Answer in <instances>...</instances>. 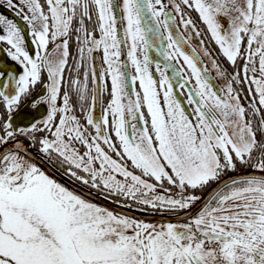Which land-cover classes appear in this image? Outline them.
I'll return each instance as SVG.
<instances>
[{"label":"snow or ice","instance_id":"6c2138e0","mask_svg":"<svg viewBox=\"0 0 264 264\" xmlns=\"http://www.w3.org/2000/svg\"><path fill=\"white\" fill-rule=\"evenodd\" d=\"M6 2L15 7L13 0ZM21 3L27 8L22 18L34 55L25 50L20 27L0 16V43L8 45L7 55L22 69L18 77L0 70V145L14 144L13 151L0 154V264H264V0H181L198 13L228 63L244 62L243 80L238 73L232 76L221 96L197 66V57L186 55L180 41L169 35L172 51L163 53L165 59L182 58L191 72L180 87L195 81L186 97L191 116L174 95L167 69L156 65L159 81L150 71V22L163 23L165 30L169 26L161 0H122L119 6L114 0ZM173 6L187 29L192 20L184 19L176 0ZM193 31L200 35L194 27ZM73 36L75 57L69 46ZM124 46L128 64L121 62ZM97 52H102L106 66L99 74L93 55ZM90 63L91 81L97 87L85 111ZM213 67L226 77L215 60ZM72 68L77 76L84 70L83 81H65V72ZM44 72L47 94L34 99L32 107L46 103V117L15 127L12 113L42 82ZM106 78L111 81L110 101L96 119L93 111ZM234 82L249 85L253 99L247 108ZM73 97L86 126L73 114ZM37 133L44 135L37 139ZM24 140L49 160L68 164L69 175L85 184L91 181L92 187H102L109 195L133 200L144 210L188 209L200 199L189 190L219 180L238 163L253 171L226 182L187 222L157 226L68 191L28 158ZM76 143L86 150L81 153ZM166 185L176 194H157V188L170 193Z\"/></svg>","mask_w":264,"mask_h":264},{"label":"flooded vegetation","instance_id":"af4514ba","mask_svg":"<svg viewBox=\"0 0 264 264\" xmlns=\"http://www.w3.org/2000/svg\"><path fill=\"white\" fill-rule=\"evenodd\" d=\"M122 0H114V3L119 6L121 4ZM162 4L166 6L165 11L169 14V26L168 29L165 30L163 23L156 24V26H153L154 31L148 34V41H149V48L147 49V56L150 63V71L153 74L154 79L159 81L160 74L156 71V65L159 64L161 67V70L166 71V75L169 78V82L173 85L174 89V95L177 97V99L182 103L185 104L184 106L187 114L189 116L192 115V107H190L187 104L186 97L188 95L187 89H189L188 84L185 86V88H181L180 84L183 83L185 80H188L191 76L190 70L187 68V65L184 64V61L182 58L179 57H173L171 60L165 59V56L163 53L165 52H171L172 49L168 48L169 40L168 37L171 35L172 39L175 41H180L179 47L181 50L188 55L187 53H191L189 50H195L196 57H197V66L202 70V74L206 77L208 82L212 85L213 89L217 91V93L221 96H224L226 94L225 88L228 80L231 79L232 76L239 74V78L243 80L244 78V72H243V61L238 60L237 64L233 66L232 64L228 63L226 59L220 54L218 46L215 44V42L211 39L210 33L207 32L206 25H204L201 20L199 19V15L197 12H195L193 9L188 8L187 6L183 5L181 3V0H176V3H180L181 10L183 11L184 19H191L193 24L189 25V27L186 29L183 24H181V16L176 12L174 6H173V0H161ZM41 3H44V0H41ZM13 4L15 7H11L7 4L6 0H0V16H4L5 18L12 20L15 24H17L22 34L25 38L24 48L25 50L29 51L30 54H35V45L32 44V37L30 35V30L28 29L26 23L24 22L22 16L27 13V8L25 5L21 3V0H13ZM46 7V4H45ZM117 12L120 16H122V13L119 12V7H117ZM20 13V14H17ZM165 19L164 16L160 17V21H163ZM226 22V18H222ZM123 21H121L120 28H121V34L123 29ZM193 27L199 31L200 35L197 36L196 32L193 31ZM158 29V30H155ZM191 37V38H190ZM203 41V43H201ZM1 48H4L5 57L3 52L0 51V70L7 73L10 72L13 74L14 77H18V75L22 72V69L18 65L17 62L11 60V58L7 55L8 45L5 43H0ZM70 46V52L72 54V57H75L77 55V49L75 45V36L72 37V39L69 42ZM190 46V47H189ZM51 48L52 45H49ZM191 48V49H190ZM127 47H122V55H121V62L124 64H128L127 61ZM205 51L209 53V55H205ZM95 59V70L97 74H99L104 67L102 65V52H97L93 54ZM190 56V55H189ZM54 58V57H53ZM139 58L143 59V53H140ZM213 60L216 61L219 68L226 73V77L221 76L218 74L216 69L213 67ZM72 58L69 59V66H72ZM258 67V64H257ZM89 71V81H88V90H89V96H88V104L85 106V111L88 110V108L91 105V97L93 94V89L97 87V85H94L91 81V63L88 66ZM132 68L129 65L128 67V73H129V79L132 74ZM177 73H180V75H177ZM252 75L251 72L248 73V76L250 77ZM71 79L79 78L81 81L84 79V70L82 69L79 73V76H77V73L74 68H72L71 71L65 72V81L67 82ZM5 81L7 82V79L5 77ZM47 81V73L44 72L42 74V82L38 83L36 86H34L31 90V94L24 98L19 105V108L15 110L12 113V123L15 127H20L27 125L29 122L32 121H42L48 111V105L46 103H39L35 108L32 107V101L34 99L40 98L44 95H46V89L44 88V84H46ZM105 85L104 91L102 95L98 97L97 104L95 106V109L93 111L94 118L98 119L104 108H106L108 102L110 101V90H111V81L110 78H106V80L103 82ZM191 84V87L194 85L195 81L191 80L189 82ZM254 88V86H252ZM233 88L236 92L240 94V100L241 104L247 108L248 104L252 101L253 97L249 94V85L247 83H233ZM134 99V97H133ZM126 102V101H125ZM58 103L62 104V99L58 101ZM73 108H74V115L77 117L81 125L86 126V120H85V114L81 111L80 104L77 102L76 98L73 97ZM0 115H3V111L0 110ZM251 118V117H250ZM111 119V117H110ZM260 119L259 116L255 118L256 122H258ZM132 123H135V121H132ZM254 126L255 123H254ZM88 132L94 134V130L91 129V127H88ZM44 133H37V139H39L41 136H43ZM113 139L115 140V137L113 136ZM118 144V141H116ZM24 143L26 146H29L30 150L34 152V154H38L43 158L48 164H50L54 169L59 171L61 174H64L67 178H70L78 185L83 186L90 192H94L97 195L104 197L106 200L117 204L119 207L122 208H128L134 211L140 212L141 215H139V218H135L138 221H143L149 224H155L159 226L160 224L164 223H184L187 222V219L189 217H193L197 212L194 214H189L188 211L192 209L197 203L198 200L193 203L188 209L180 210V211H165V210H153L151 208H148L147 210H144L143 205L136 204L133 200H125L122 197L119 196H112L109 195L107 190H104L101 188H94L91 186V181H89L88 184L83 183L81 180L76 179L74 176L69 175V165L68 164H61L57 160H49L46 156L42 155L38 151L37 147H32L31 142L28 140H24ZM14 145L12 141H9L8 144H2L0 145V151L7 145ZM76 148L80 150L81 153H83L86 149L78 143L74 144ZM105 150H107V146L101 145ZM29 158V157H28ZM113 158L115 156L113 155ZM30 159V158H29ZM31 160V159H30ZM130 164V162H129ZM98 167V165H96ZM74 171L77 172L79 176L86 177V174L74 169ZM253 170L247 167H244L242 165L237 164V169L235 171H225L219 178V180L225 176L231 175L233 173H241V172H248L251 173ZM49 176V175H48ZM50 177V176H49ZM51 178V177H50ZM118 179H123L122 177H117ZM52 179V178H51ZM218 181V180H217ZM152 182V181H149ZM216 181L210 182L207 186H205L202 189H196V190H189L190 192L194 191L195 195L201 197L205 194V192L209 191L208 189L215 183ZM62 186V185H61ZM166 187L171 188L170 193H165L162 189L157 188V194L160 195H175L176 189L172 188V186L166 185ZM223 188V187H222ZM221 188V189H222ZM68 190V189H67ZM69 191V190H68ZM72 192V191H70ZM73 193V192H72ZM74 194V193H73ZM76 195V194H75ZM214 195V194H213ZM78 196V195H77ZM80 197V196H79ZM212 197V196H211ZM82 199L88 201L84 197L81 196ZM211 199V198H210ZM209 199V200H210ZM93 203V202H90ZM99 207L108 209L105 206L98 205L96 203H93ZM129 205V206H126ZM109 210V209H108ZM199 212V211H198ZM117 213V212H114ZM119 214V213H117ZM128 216V215H125ZM168 217L170 216L173 218L172 221L163 222L161 221L160 217ZM130 217V216H129ZM155 217V218H154ZM152 219V220H150Z\"/></svg>","mask_w":264,"mask_h":264},{"label":"water","instance_id":"95a60500","mask_svg":"<svg viewBox=\"0 0 264 264\" xmlns=\"http://www.w3.org/2000/svg\"><path fill=\"white\" fill-rule=\"evenodd\" d=\"M150 26H156L155 22H150ZM190 47V46H189ZM191 49V48H190ZM0 51L3 52L5 57V50L4 48H1L0 45ZM192 52L191 53H187L190 56L196 55L195 50H189ZM188 87L191 88V84L188 83ZM8 91V90H5ZM14 150V145H8L6 147H4L1 151L0 154H3L5 152H10ZM26 150L28 153V157L31 160H34L36 162V164L41 168V170H43L47 175H49L53 180H55L57 183H59L60 185H62L63 187H65L66 189H68L69 191H72L74 194L78 195V196H82L85 199H87L90 202L96 203L98 205H102L107 207L109 210L113 211V212H117L119 214L122 215H129L130 217H137L141 215L140 212L138 211H133L130 210L128 208H122L119 207L117 204L112 203L108 200H106L104 197H101L99 195H97L94 192H90L89 190H87L86 188H84L81 185H78L77 183H75L73 180H71L70 178H67L64 174H61L59 171H56V169H54L50 164H48L43 158H41V156H39L38 154H34V152H32L29 148V146H26ZM248 172H241V173H233L231 175L225 176L223 178H221L218 182L214 183L209 191H207L198 201V203L192 208L190 209L186 215L189 214H194L195 212L198 213V211L203 207V205L209 201V199L211 198V196H213V194H215L216 191H218L219 189H221L224 184L226 182H230L231 179L235 178V177H241L244 176L245 174H247ZM155 218V217H154ZM161 221L163 222H168V221H172L173 218H171L170 216L168 217H160ZM152 220V219H150Z\"/></svg>","mask_w":264,"mask_h":264},{"label":"bare ground","instance_id":"6f19581e","mask_svg":"<svg viewBox=\"0 0 264 264\" xmlns=\"http://www.w3.org/2000/svg\"><path fill=\"white\" fill-rule=\"evenodd\" d=\"M182 106L184 107V106H186L185 104H182ZM8 146V145H7ZM6 147V146H5ZM57 171V170H56ZM131 210V209H130ZM134 211V210H133ZM129 216V215H128Z\"/></svg>","mask_w":264,"mask_h":264}]
</instances>
